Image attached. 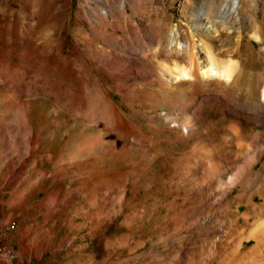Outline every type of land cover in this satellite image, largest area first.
Listing matches in <instances>:
<instances>
[{"label": "rangeland", "instance_id": "1", "mask_svg": "<svg viewBox=\"0 0 264 264\" xmlns=\"http://www.w3.org/2000/svg\"><path fill=\"white\" fill-rule=\"evenodd\" d=\"M211 1L233 2L0 0V264H245L233 263L235 251L264 264V234L255 252L247 240L264 222V155L221 204L189 209L214 180L196 147L212 144L234 170L241 152L264 151V119L240 122L204 96L191 111L197 127L173 126L167 118L176 108L162 97L171 61L148 41L159 29L189 30L191 14ZM239 3L240 15L195 39L210 37L221 61L240 72L236 85L207 89L228 91L251 110L264 87V0ZM138 33L146 52L131 50ZM171 87L184 103L194 93ZM172 175L179 185L160 184ZM187 179L200 187L183 186ZM11 222L16 228L5 233ZM212 244L220 252L211 263Z\"/></svg>", "mask_w": 264, "mask_h": 264}, {"label": "bare ground", "instance_id": "2", "mask_svg": "<svg viewBox=\"0 0 264 264\" xmlns=\"http://www.w3.org/2000/svg\"><path fill=\"white\" fill-rule=\"evenodd\" d=\"M128 1L131 2L132 0ZM239 1L240 0H233L231 4L225 3L220 5H216L211 1L208 5H206L205 8H201V10H199L198 12H194L191 14V18L193 20L190 21L192 22V26L189 30H184L182 29V27L175 26L168 34H165L163 32V29H159L155 31L152 38L148 40L151 42L152 46L157 49V52L159 51V53L168 57L171 61V67L168 68L166 72H162L164 76L167 75L168 77H170V82L167 83L168 87H170V91L164 93L162 97L163 103H168L176 108L174 109V113L167 118L173 126L177 125L184 128L197 127V118L192 116L193 113L191 111L199 104L200 99L204 96L212 97L217 103L222 104L224 107L232 108L235 116L238 117L240 122L245 117L249 118L250 120H256L258 122L264 119V87L259 93L260 105L254 106L251 110L237 106L235 98L231 96L228 91L219 89H207V86L213 82H218L224 86L236 85L237 83H239L238 81L240 79V72L239 70H237L235 63L232 60H229L226 63L221 61L218 53L215 52V49L208 42V40H210V37H207L208 40L205 38H199L198 40L195 39V36L198 35L200 31L206 32V34L210 35V33H213V31L217 29V24H226L227 16L229 14L232 13L233 15H240L241 11ZM84 7L91 16L97 18L99 21H102V18H98L96 10L91 7L90 4H84ZM107 15V12H104L102 16L107 17ZM193 22H196V24H193ZM143 39L144 38H142L139 33L135 35L131 34L129 36V40L132 43H137V45L131 46V50L133 52H146V47ZM145 39L147 40V38ZM121 64L116 67L117 70L121 68L123 69L126 65L125 63L124 66L123 63ZM173 83L180 86H190L193 88L194 93L192 95V98L188 99L187 103L183 102L186 99L183 92L175 90L173 87H171ZM179 106H181V108H179ZM187 112L191 113L188 116L184 117ZM95 143V139L87 140L83 144L82 148H79L80 150L78 151L81 153L92 149ZM196 148L202 154L203 159H206V162L204 163L203 161L199 162L200 165L203 163V165L207 166V174L214 177V180L212 182L208 181V185H206L207 197L206 199L201 200V205L191 204L189 209H192V211L194 212L201 208H207L208 211H211L214 206L217 205V203L221 204L225 200V198L233 192L235 187H238V185H241V183L243 184V182L245 181V177L247 178V176L252 173L255 165L264 155V151L252 153L245 150L244 152L238 154V160L236 162H238L240 165H235L233 170L227 165H223L222 162L217 159L218 150L215 149L216 147H213L212 144H202L200 146H197ZM9 153L12 154V151H10ZM181 162H184V168L188 170V172L194 171L195 168H193L189 157H186V159L181 158ZM174 177L175 175H172L167 179H163V182L160 184L173 186L179 185L180 183L178 184V182L174 180ZM181 184H183V186L186 184H189L190 186H197L198 182L195 183L194 181V183L192 182L191 184L189 183V179H187V181L184 180L183 182H181ZM198 186L200 187V185ZM194 188L195 187L191 189ZM252 200V202H254V198ZM176 202L177 201L175 200L172 201L173 206H176ZM250 205L253 206L254 204ZM177 216L178 215H176V217ZM136 218L137 215L133 213L131 215V221L129 223L131 227L135 225L134 221ZM263 234V221L258 222L257 225H255V228L248 232L247 240H254L256 243L255 247L251 249L252 252L257 246L261 245L260 242ZM212 247H214L215 249L212 251L211 249L209 250L211 252L209 253V256L211 257V263L214 257H216V255L218 254L216 252V249L218 251V249L220 248H218V245L216 244H212ZM256 249H258V247ZM250 253L251 252L240 254L239 251H235L232 258L233 263L234 259L235 261H240V259H242L241 261L244 260L245 264H254L255 258H253ZM201 264H205V262Z\"/></svg>", "mask_w": 264, "mask_h": 264}, {"label": "built area", "instance_id": "3", "mask_svg": "<svg viewBox=\"0 0 264 264\" xmlns=\"http://www.w3.org/2000/svg\"><path fill=\"white\" fill-rule=\"evenodd\" d=\"M16 228V223L15 222H11L9 223L7 226H5L4 228V232L7 233V232H11L13 231L14 229Z\"/></svg>", "mask_w": 264, "mask_h": 264}]
</instances>
